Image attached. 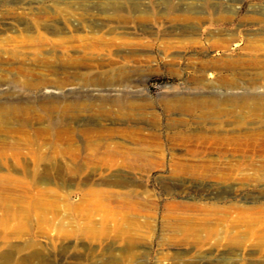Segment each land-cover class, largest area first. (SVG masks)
<instances>
[{
    "label": "rangeland",
    "instance_id": "1",
    "mask_svg": "<svg viewBox=\"0 0 264 264\" xmlns=\"http://www.w3.org/2000/svg\"><path fill=\"white\" fill-rule=\"evenodd\" d=\"M0 264H264V0H0Z\"/></svg>",
    "mask_w": 264,
    "mask_h": 264
},
{
    "label": "bare ground",
    "instance_id": "2",
    "mask_svg": "<svg viewBox=\"0 0 264 264\" xmlns=\"http://www.w3.org/2000/svg\"><path fill=\"white\" fill-rule=\"evenodd\" d=\"M5 26V25H4ZM8 26V28L11 30V29H13V27H12V25L11 24H9V25H7ZM59 31H60V29L59 28H54V30H53V34H55V35H57L58 33H59ZM145 43V42H144ZM144 43H142V42H132V43H121L120 45H124V46H129L130 48H131V53H135L136 54V52H138L142 47H146V48H148L149 50L150 49H154V46H153V43H146V44H144ZM123 60H127L128 58L126 57V56H122L121 57ZM149 58V56L148 57H145V59H142V58H140V57H138V58H136L135 57V59H134V68H132V69H130L128 72H129V74H127L128 72H127V69L125 68V67H122V66H120V67H117V68H112V69H108V70H105V71H101V72H97V73H99V76H104L105 77V80H100L99 79V81H98V84L100 85V84H103V83H108V84H111V83H115L116 81H119V78H123L122 79V81L123 80H126L127 79V77L129 78V76L132 74V73H137L138 72V69H139V66L141 65V64H143L144 62H147V61H150V59H148ZM203 83V82H202ZM184 100L186 101V102H191L192 104H193V106L190 108L191 109V111L193 112V110H195V109H199V110H206V114H208V99L207 100H203V101H200V104L199 103H197V101L195 100V97H187V98H184ZM189 109V110H190ZM54 123V122H53ZM97 123H99V125H102L103 124V122H97ZM113 123V122H112ZM171 123V125L173 124H180V123H182V122H170ZM197 123H199V122H197ZM218 123V125L217 126H214L213 128H212V130H211V132L212 133H217V132H219L220 130H221V123H219V122H217ZM236 124H235V128L232 130V133L233 134H235V133H237V132H239L240 130V128L242 127V125H243V123L242 122H235ZM183 124H184V126H185V128H184V130L183 131H174V132H171L168 136L166 135V136H164L163 138L165 139V141L166 140H172L173 142H174V145L175 144H183V143H186V142H190L191 140H193L196 136L193 134V133H191L190 131H189V128H186V127H190V125H191V122H183ZM125 132H127L126 130H120V129H111L110 131H106V129H102L101 131H100V133H103V134H107V135H109V134H121V133H125ZM133 132H135V131H133ZM77 133V132H76ZM81 133V132H80ZM210 134V133H209ZM134 136V135H133ZM141 136V135H140ZM214 136V135H213ZM234 136V135H233ZM138 137V136H137ZM146 137V136H145ZM223 137V136H222ZM97 138H99V137H97ZM139 138V137H138ZM216 138V137H215ZM208 139V137L205 139V140H207ZM217 139V138H216ZM234 139V138H233ZM132 140H134V139H132ZM221 140V139H220ZM225 140H226V138H225ZM135 141V140H134ZM137 141V140H136ZM217 141V140H216ZM234 141V140H233ZM149 142V141H148ZM138 144H140V146H141V148H133V149H130V148H128V147H122V146H110V147H108V149H107V151H108V153H110L112 156H124L125 158L127 157V156H136L137 158L138 157H142L143 159H144V157L145 158H148L150 155L149 154H147L148 153V151L149 152H152V149H151V147H153V146H151L150 144H146L145 142H144V140H140V141H138L137 142ZM106 148L105 146H103V145H98L97 146V148H99V149H101V148ZM123 157V158H124ZM144 160H146V159H144ZM141 161V160H140ZM136 162V161H135ZM172 162H173V158H172ZM178 162H175L174 164H177ZM140 164V163H139ZM140 166V165H139ZM186 166V165H185ZM187 167V166H186ZM189 167V166H188ZM141 168V167H140ZM188 169V168H187ZM174 172L175 171H179L178 169H174L173 170ZM132 241V240H131Z\"/></svg>",
    "mask_w": 264,
    "mask_h": 264
}]
</instances>
